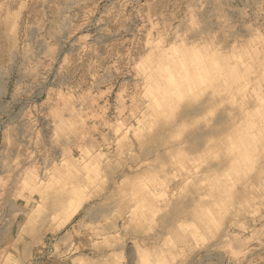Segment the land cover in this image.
<instances>
[{
    "label": "rangeland",
    "instance_id": "rangeland-1",
    "mask_svg": "<svg viewBox=\"0 0 264 264\" xmlns=\"http://www.w3.org/2000/svg\"><path fill=\"white\" fill-rule=\"evenodd\" d=\"M0 264H264V0H0Z\"/></svg>",
    "mask_w": 264,
    "mask_h": 264
}]
</instances>
